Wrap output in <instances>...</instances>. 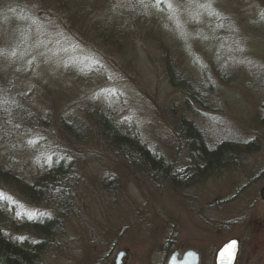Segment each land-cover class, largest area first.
I'll return each instance as SVG.
<instances>
[{
    "label": "rangeland",
    "instance_id": "rangeland-1",
    "mask_svg": "<svg viewBox=\"0 0 264 264\" xmlns=\"http://www.w3.org/2000/svg\"><path fill=\"white\" fill-rule=\"evenodd\" d=\"M172 3L178 12L169 19L156 0H0V50L16 52L0 54V171L10 173L0 191L19 202L3 200L0 226L31 245L39 239L33 218L16 212L58 218L42 264H112L122 249L124 264H166L174 249L214 264L229 239L239 242L235 264H264V77L250 69L264 68V0ZM99 112L170 172L183 169L184 185L124 159L102 138ZM181 120L208 144L223 134L254 151L199 174ZM62 122L79 132L68 135ZM49 157L68 164L66 176L46 186L64 193H55V205L21 193L51 168ZM244 216L253 217L250 226L240 224Z\"/></svg>",
    "mask_w": 264,
    "mask_h": 264
},
{
    "label": "trees",
    "instance_id": "trees-1",
    "mask_svg": "<svg viewBox=\"0 0 264 264\" xmlns=\"http://www.w3.org/2000/svg\"><path fill=\"white\" fill-rule=\"evenodd\" d=\"M53 3L56 0H46ZM231 71L235 72V68L230 66ZM252 73L258 77H264V68L257 63L250 66ZM165 74L170 83H174V74L172 65L168 58L165 59ZM176 85V84H175ZM181 85H185L182 82ZM264 121V101L262 104ZM98 121L100 134L107 144L116 149L124 159L134 165L142 166L151 177H164L171 185L179 187L183 186L187 181L186 172L183 169L171 171L168 162L154 151H151L146 144L137 137L122 131L113 121L112 116L99 112L96 116ZM62 129L68 135H76L79 129L65 122H62ZM182 130L185 142L189 148L190 162L193 168L199 171V174L205 171L226 168L241 159L244 155L254 151L248 142H241L232 139L223 138V134L217 136L214 144H208L200 133L198 128L194 127L190 122L181 120L178 124ZM65 158L51 159V168L32 184H22L21 193L27 197L37 200H49L52 204L55 200V193L58 191H46L47 183H59V177H65L67 174V165L64 164ZM8 171H4L0 178H5ZM10 174V173H9ZM58 186V185H57ZM64 195L63 192H60ZM0 201V219L3 216L2 204ZM1 223V221H0ZM59 219L54 216H36L33 217L31 228L39 236L31 245L26 242L11 238L10 235L0 226V264H42L41 257L48 244L55 238L56 231L59 228Z\"/></svg>",
    "mask_w": 264,
    "mask_h": 264
},
{
    "label": "water",
    "instance_id": "water-1",
    "mask_svg": "<svg viewBox=\"0 0 264 264\" xmlns=\"http://www.w3.org/2000/svg\"><path fill=\"white\" fill-rule=\"evenodd\" d=\"M191 253L192 255H189ZM237 253V241L230 239L222 244L214 255V264H234ZM127 250H120L115 255L113 264H122V259L126 257ZM198 256L192 250L184 251L178 258L177 251L169 254L166 264H197Z\"/></svg>",
    "mask_w": 264,
    "mask_h": 264
},
{
    "label": "snow or ice",
    "instance_id": "snow-or-ice-1",
    "mask_svg": "<svg viewBox=\"0 0 264 264\" xmlns=\"http://www.w3.org/2000/svg\"><path fill=\"white\" fill-rule=\"evenodd\" d=\"M156 4L159 6L161 4L165 5L167 7V9L169 10V12L171 13V15L169 16V19H173L176 16V13L178 12V6H174V4L172 3V0H156ZM204 5H201V7H203ZM209 6H210V0H209ZM210 14H216L218 15V13H210ZM176 25H177V29L179 31V34L182 38H186V33L182 30V25L179 23L178 19L176 20ZM207 37H205L206 39ZM189 48L191 47L190 45H187ZM0 54H5V55H12L15 56L16 52L15 50H13L11 53H7V50H0ZM191 54V53H190ZM32 61H29V64H31ZM95 63H99V61H95ZM67 66V64L65 65ZM101 91H105L104 89H101ZM115 90H113L114 92ZM19 127V126H17ZM37 141L35 140H30L28 141L29 144H35ZM49 161L51 160V157L48 158ZM3 200H11V203L13 204H19L18 201L11 199V197L7 196L3 191H0V201ZM38 213L36 211H29L27 208H23L22 211H18L16 212V216L20 217V216H26L29 219H32L35 215H37ZM189 255H192L191 253H189Z\"/></svg>",
    "mask_w": 264,
    "mask_h": 264
},
{
    "label": "flooded vegetation",
    "instance_id": "flooded-vegetation-1",
    "mask_svg": "<svg viewBox=\"0 0 264 264\" xmlns=\"http://www.w3.org/2000/svg\"><path fill=\"white\" fill-rule=\"evenodd\" d=\"M258 199H259L260 203L264 207V184L259 188V191H258ZM246 217L247 216H244L243 218L240 219V224L246 222L247 225L250 226L251 223H252L253 217L252 216H249L248 220H246ZM173 251H177V250L174 249L171 252H173ZM238 252H239V242L237 241V253H236V258H235L234 264L236 263V259H237V256H238ZM177 253L179 255V252L178 251H177ZM196 254H197V252H196ZM197 256H198V254H197ZM178 257H180V256H178ZM198 261H199V256H198ZM198 261H197V264H198ZM112 262H113V260H112ZM124 263H125V259H123V261H122V264H124Z\"/></svg>",
    "mask_w": 264,
    "mask_h": 264
}]
</instances>
